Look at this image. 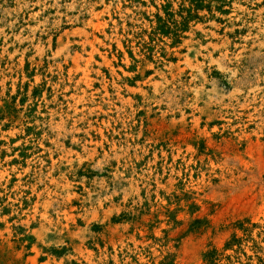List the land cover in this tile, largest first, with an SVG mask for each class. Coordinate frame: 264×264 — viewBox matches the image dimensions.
<instances>
[{"label": "rangeland", "instance_id": "rangeland-1", "mask_svg": "<svg viewBox=\"0 0 264 264\" xmlns=\"http://www.w3.org/2000/svg\"><path fill=\"white\" fill-rule=\"evenodd\" d=\"M106 2L0 0V264H264V0Z\"/></svg>", "mask_w": 264, "mask_h": 264}, {"label": "bare ground", "instance_id": "bare-ground-1", "mask_svg": "<svg viewBox=\"0 0 264 264\" xmlns=\"http://www.w3.org/2000/svg\"><path fill=\"white\" fill-rule=\"evenodd\" d=\"M55 1V3H57V1L58 0H54ZM103 1V4H104V6H105V11H102V12H97V8H96V6H93L92 7V9L90 10V13L94 16V15H102V14H104L106 11H108L110 8H111V4H109L108 2H106V0H102ZM45 6V5H44ZM44 9V8H43ZM123 8H122V6L121 5H119L118 7H117V10L118 11H121ZM45 10V9H44ZM112 10V9H111ZM122 16H124V15H122ZM114 20V19H113ZM113 22V21H112ZM90 24V23H89ZM114 25V24H113ZM118 45H119V48H123V45L120 43V42H118ZM135 46V45H134ZM78 58H81V56L80 55H77L75 58H74V61L76 62V60L78 59ZM88 78V77H87ZM37 81H38V79H37ZM40 81V80H39Z\"/></svg>", "mask_w": 264, "mask_h": 264}]
</instances>
